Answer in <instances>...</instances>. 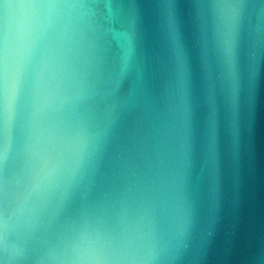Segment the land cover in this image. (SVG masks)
<instances>
[{
	"label": "water",
	"instance_id": "1",
	"mask_svg": "<svg viewBox=\"0 0 264 264\" xmlns=\"http://www.w3.org/2000/svg\"><path fill=\"white\" fill-rule=\"evenodd\" d=\"M0 264H264V0H0Z\"/></svg>",
	"mask_w": 264,
	"mask_h": 264
}]
</instances>
